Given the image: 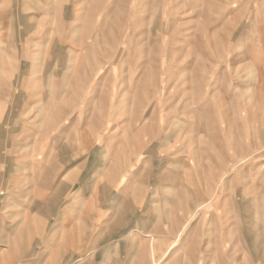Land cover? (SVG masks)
<instances>
[{"label":"rangeland","instance_id":"rangeland-1","mask_svg":"<svg viewBox=\"0 0 264 264\" xmlns=\"http://www.w3.org/2000/svg\"><path fill=\"white\" fill-rule=\"evenodd\" d=\"M259 26L264 29L263 0H0V209L6 227L18 228L41 207L32 200L34 181L72 183L90 161L97 170L105 164L109 181L122 170L118 184L126 186V197L139 192L157 200L125 204L124 211L172 213L173 262L187 256L189 264L210 263L217 247L221 262L246 260L244 249L227 239L239 229L232 228L234 217L246 211L256 219L258 205L241 203L259 196V174L243 164L259 166L260 158L245 162L234 155L222 112L230 102L248 101L234 96L250 101L260 92L250 61ZM217 104L220 110L201 108ZM213 123L221 151L231 156L216 157L215 175L201 172L215 164L202 155L213 147L203 124ZM241 125L247 131L253 123ZM35 160L44 161L38 171ZM100 175L84 172L79 181L96 182ZM164 176L170 187H154L153 181L163 186L158 180ZM160 195H170L171 205L160 204Z\"/></svg>","mask_w":264,"mask_h":264},{"label":"crops","instance_id":"crops-1","mask_svg":"<svg viewBox=\"0 0 264 264\" xmlns=\"http://www.w3.org/2000/svg\"><path fill=\"white\" fill-rule=\"evenodd\" d=\"M245 23H247L246 20ZM245 26L246 24L238 25L239 28ZM258 28L260 29L259 37L254 48V56H250V61L252 57L253 61L255 60L254 71L260 92L254 96V100L250 101L251 97L248 99L240 95L234 96V100L245 98L248 101L239 100L238 104L235 101L230 102L229 106L225 107L226 110L222 112V116L229 121L227 134H230V138L233 139L234 155L245 159V162L260 158L259 166L251 162L243 164V167L247 165L246 172L256 170L255 172L259 174L255 182L260 190L259 196L254 200L245 199L241 203L242 205L244 203L258 205L256 211L258 217L256 216V219L255 216L251 217L246 211L242 215L232 217V228L239 229L238 232H234L233 239L227 240L233 242L234 247L236 245L244 249L245 252L242 254H245L246 260L231 259V261L221 262L219 247H217L212 262L207 264H264V29L261 26ZM220 107L222 106L218 104L201 106L205 110L210 108L220 110ZM258 109H260L259 112H257ZM205 113L207 111H203V114ZM249 120L253 125L245 131L241 124ZM203 128L206 129V136L209 137L213 147L212 151L204 147L202 155L205 159L211 157L215 164H210L213 168H203L201 172L209 171L215 175L216 167L220 166L216 157L220 159L231 156L221 151L223 148L218 140L221 141L222 138L218 136L214 123L206 128L203 124ZM99 133V140H105L104 133ZM88 140H95V138L89 137ZM91 155L87 156L91 158ZM105 155L104 151L100 158ZM42 161L35 160L31 166L38 171L44 164ZM61 162H63L62 159ZM88 163H90L88 166L83 164L79 174L72 177L76 180L72 183L52 179L34 181L36 198L32 200H35L37 205L40 203L42 205L30 210L29 214H26L27 217L20 221L18 228L6 227L8 217L2 212L3 208L0 209V230L4 226V233L2 237L0 236V264H189L187 259L183 258L187 256H181L179 261H172V213L166 208L158 214L149 211L146 213L124 211L125 204L151 205L156 204L157 200H154V197L148 198L147 195L140 196L139 192L137 197H126L123 194L126 186L121 190L118 184L123 180L121 176L118 177L122 175V170L115 173L116 175L113 176L115 180L109 181L105 164L98 166L99 170H97L96 165L90 161ZM57 164L54 163L53 166ZM238 165L240 164L235 166ZM258 167H260L259 170H257ZM55 169L58 171V167ZM42 171L49 174L51 170L45 168ZM84 172L94 174L99 172L101 175L96 182L79 181ZM155 173L154 170L151 171V179H155ZM166 179L164 176L163 182L158 180L163 186L156 181L152 184L158 188H169L170 186L165 185ZM109 182L116 186H110ZM115 187L116 194L109 196ZM49 189L52 192L50 196H47L46 192ZM66 189L67 192L64 191ZM90 189L92 192L88 191ZM28 200L30 201L31 198ZM158 200L164 206L171 205L170 195H160ZM109 203L112 204L110 208ZM233 204L235 202L229 203L232 206L230 208H233ZM257 220L261 222L260 225H257L259 223ZM249 223L256 226H249ZM199 250H201L200 247H198ZM190 264H199V262L194 261Z\"/></svg>","mask_w":264,"mask_h":264},{"label":"bare ground","instance_id":"bare-ground-1","mask_svg":"<svg viewBox=\"0 0 264 264\" xmlns=\"http://www.w3.org/2000/svg\"><path fill=\"white\" fill-rule=\"evenodd\" d=\"M146 236V235H145Z\"/></svg>","mask_w":264,"mask_h":264}]
</instances>
